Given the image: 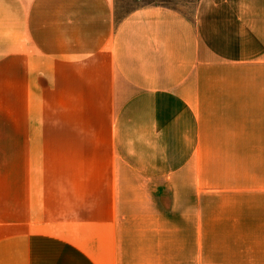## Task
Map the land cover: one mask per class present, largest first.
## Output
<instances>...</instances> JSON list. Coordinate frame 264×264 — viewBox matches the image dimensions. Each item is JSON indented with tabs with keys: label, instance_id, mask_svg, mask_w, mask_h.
I'll return each mask as SVG.
<instances>
[{
	"label": "crops",
	"instance_id": "1",
	"mask_svg": "<svg viewBox=\"0 0 264 264\" xmlns=\"http://www.w3.org/2000/svg\"><path fill=\"white\" fill-rule=\"evenodd\" d=\"M261 191L264 0H0V264H196Z\"/></svg>",
	"mask_w": 264,
	"mask_h": 264
},
{
	"label": "rangeland",
	"instance_id": "2",
	"mask_svg": "<svg viewBox=\"0 0 264 264\" xmlns=\"http://www.w3.org/2000/svg\"><path fill=\"white\" fill-rule=\"evenodd\" d=\"M185 2L116 0L119 16L150 3L182 6ZM209 216L211 224L206 229L211 240L197 241L196 264H264L263 191L235 195L213 192Z\"/></svg>",
	"mask_w": 264,
	"mask_h": 264
}]
</instances>
